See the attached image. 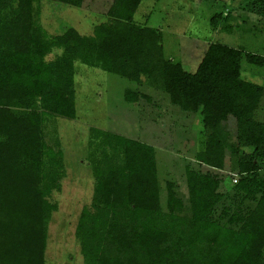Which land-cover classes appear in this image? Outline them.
Segmentation results:
<instances>
[{
  "label": "trees",
  "instance_id": "obj_1",
  "mask_svg": "<svg viewBox=\"0 0 264 264\" xmlns=\"http://www.w3.org/2000/svg\"><path fill=\"white\" fill-rule=\"evenodd\" d=\"M43 1L84 0H0V264H46L58 208L49 197L66 170L56 119L76 117L75 62L144 83L199 113L203 126L198 149L185 155V194L165 179V207L156 147L88 128L94 185L75 225L82 264H264V122L255 118L264 84L241 73L243 60L262 66L264 55L210 42L191 73L165 54L160 28L135 21L143 0H112L87 34L73 26L49 33ZM246 5L264 18V0ZM221 25L232 28L227 16ZM142 97L125 90L126 101Z\"/></svg>",
  "mask_w": 264,
  "mask_h": 264
},
{
  "label": "rangeland",
  "instance_id": "obj_2",
  "mask_svg": "<svg viewBox=\"0 0 264 264\" xmlns=\"http://www.w3.org/2000/svg\"><path fill=\"white\" fill-rule=\"evenodd\" d=\"M112 0H84L80 7L43 1L41 23L49 33H59L67 26L87 34L94 24L104 20V13ZM248 0H143L134 19L137 23L160 28L167 56L179 60L188 72H194L210 42L220 41L246 51L264 55V18L250 13ZM231 12L227 15V12ZM220 13L216 27L210 23ZM227 16L230 31H223L222 20ZM60 49L55 48L47 59ZM76 117H58L56 124L64 152L65 176L60 188L50 194V201L58 208L48 226L45 251L46 264H82L80 247L75 236L79 213L88 206L93 192L94 178L87 163L88 128L96 126L117 134L139 139L156 147L160 175V202L166 206L164 181L177 182L185 194L184 166L199 147L202 129L199 113H187L169 102L168 96L96 67L75 62ZM242 77L264 84V65L242 61ZM145 93L149 99L129 102L125 90ZM255 118L264 122V96ZM225 127L235 138V121L229 117ZM168 154V155H167ZM227 168V167H226ZM225 185L228 177H225Z\"/></svg>",
  "mask_w": 264,
  "mask_h": 264
},
{
  "label": "crops",
  "instance_id": "obj_3",
  "mask_svg": "<svg viewBox=\"0 0 264 264\" xmlns=\"http://www.w3.org/2000/svg\"><path fill=\"white\" fill-rule=\"evenodd\" d=\"M110 5V4H109Z\"/></svg>",
  "mask_w": 264,
  "mask_h": 264
}]
</instances>
